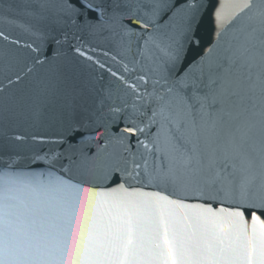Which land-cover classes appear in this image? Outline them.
<instances>
[{"label": "water", "instance_id": "obj_1", "mask_svg": "<svg viewBox=\"0 0 264 264\" xmlns=\"http://www.w3.org/2000/svg\"><path fill=\"white\" fill-rule=\"evenodd\" d=\"M170 2L0 0V264H264V206L161 180L138 112L169 69L207 91L264 0Z\"/></svg>", "mask_w": 264, "mask_h": 264}, {"label": "snow or ice", "instance_id": "obj_2", "mask_svg": "<svg viewBox=\"0 0 264 264\" xmlns=\"http://www.w3.org/2000/svg\"><path fill=\"white\" fill-rule=\"evenodd\" d=\"M83 6L90 8L91 4ZM252 7L259 8L257 20L225 50L216 65V79L210 78L204 86L207 91L195 81L188 88L185 81L172 79L169 69L154 82L164 94L154 87L138 112L147 114L148 126L156 125L152 155L160 162L155 172L161 180L185 190L211 188L239 194L241 206H264V108L256 111L257 93L264 104V6ZM170 9H175L173 15L182 11L170 0H155L157 14ZM150 23L146 20L145 26ZM153 43L165 64L174 67L180 60V47ZM138 79L147 83L143 75ZM127 131L143 134L145 126L134 125ZM140 143L148 147L144 141ZM97 165L103 168L105 161H97ZM140 167L134 163L133 178L139 176Z\"/></svg>", "mask_w": 264, "mask_h": 264}]
</instances>
